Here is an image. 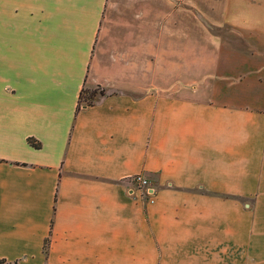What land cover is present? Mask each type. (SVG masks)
<instances>
[{
  "label": "crops",
  "instance_id": "1",
  "mask_svg": "<svg viewBox=\"0 0 264 264\" xmlns=\"http://www.w3.org/2000/svg\"><path fill=\"white\" fill-rule=\"evenodd\" d=\"M104 2L0 0V258L264 264V110L93 67Z\"/></svg>",
  "mask_w": 264,
  "mask_h": 264
},
{
  "label": "rangeland",
  "instance_id": "2",
  "mask_svg": "<svg viewBox=\"0 0 264 264\" xmlns=\"http://www.w3.org/2000/svg\"><path fill=\"white\" fill-rule=\"evenodd\" d=\"M90 64L264 110V0H105Z\"/></svg>",
  "mask_w": 264,
  "mask_h": 264
},
{
  "label": "trees",
  "instance_id": "3",
  "mask_svg": "<svg viewBox=\"0 0 264 264\" xmlns=\"http://www.w3.org/2000/svg\"><path fill=\"white\" fill-rule=\"evenodd\" d=\"M104 93V89L102 87H100L99 85L97 87H93V88H88V87H82L79 91V97H78V106L83 103V104H87L90 105L92 104L95 99L97 98V96L99 94H103ZM28 142L31 143L32 145L38 146L40 144V142L34 138L33 136H29L27 138ZM47 240V239H45ZM1 260H5L4 258H0Z\"/></svg>",
  "mask_w": 264,
  "mask_h": 264
},
{
  "label": "built area",
  "instance_id": "4",
  "mask_svg": "<svg viewBox=\"0 0 264 264\" xmlns=\"http://www.w3.org/2000/svg\"><path fill=\"white\" fill-rule=\"evenodd\" d=\"M136 187L139 189V196L145 199L153 200L154 188L150 179L142 172H136L131 176Z\"/></svg>",
  "mask_w": 264,
  "mask_h": 264
}]
</instances>
